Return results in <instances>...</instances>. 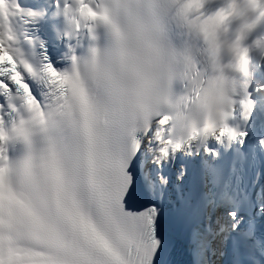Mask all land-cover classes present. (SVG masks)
Masks as SVG:
<instances>
[{"label":"snow or ice","instance_id":"obj_1","mask_svg":"<svg viewBox=\"0 0 264 264\" xmlns=\"http://www.w3.org/2000/svg\"><path fill=\"white\" fill-rule=\"evenodd\" d=\"M161 7L63 0L64 72L23 59L0 21V264H264V81L178 73L148 20Z\"/></svg>","mask_w":264,"mask_h":264},{"label":"clouds","instance_id":"obj_2","mask_svg":"<svg viewBox=\"0 0 264 264\" xmlns=\"http://www.w3.org/2000/svg\"><path fill=\"white\" fill-rule=\"evenodd\" d=\"M204 4L205 0H177L175 9L177 13L181 8L190 9L195 20L198 18L197 13L202 15L201 9ZM14 5L12 0H0V21H3L4 39L9 40L11 46L22 57L16 46V38L9 27L10 19L20 15ZM83 10L91 14L86 6ZM262 20H264V0H226L213 15L204 16V21L201 23L207 22V34L199 24L190 27L185 23L190 30L199 35L200 43L194 45L191 51L179 48L173 50L179 60L178 73L187 72L189 69L194 71L199 67L201 73H207L210 79L225 76L240 81L244 77L245 69L254 75V68L264 64V49L254 48V45L258 40L264 39H257L249 44L245 42V33L254 29ZM235 21L240 22V31L235 36L229 37L226 34L227 26ZM67 58L71 63V58ZM186 83H191L189 76H178L171 82L170 89L174 99H180L179 94Z\"/></svg>","mask_w":264,"mask_h":264}]
</instances>
